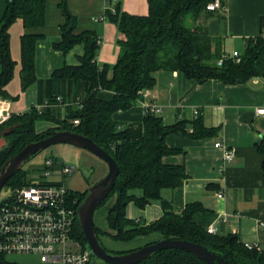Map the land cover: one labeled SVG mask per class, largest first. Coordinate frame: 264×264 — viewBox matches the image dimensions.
<instances>
[{
	"label": "trees",
	"instance_id": "trees-1",
	"mask_svg": "<svg viewBox=\"0 0 264 264\" xmlns=\"http://www.w3.org/2000/svg\"><path fill=\"white\" fill-rule=\"evenodd\" d=\"M46 1H6L0 20V100L9 99L6 86L13 78L15 67L10 54L9 28L18 20L26 30L43 27ZM66 1L60 0L59 3L66 23L61 27V41L53 48L67 54L74 46L83 45L84 54L77 58V65L64 66L55 70L49 79L38 80L34 74V54L42 35L23 34L21 85L23 90L32 84L37 85L38 106L21 114H11L9 120L0 125V139L6 140V145L0 149V169L27 144L47 138L54 130L75 132L91 139L114 159L118 167L115 186L99 206L115 198L106 216L113 233H104L111 240L129 242L159 235L162 240H182L201 245L227 264H264V252L247 248L235 234H209L197 220L204 212L200 203H188L180 214H175L171 203L161 196L163 190H175L188 180L183 166L163 163L164 157L178 153L167 146L166 137L183 133L199 140L212 137L215 130L206 129L201 117L191 122L179 120L166 125L159 115L145 112L141 122L125 128L113 119L115 113L134 107L144 91L154 88V75L159 71L177 72L197 83L216 80L225 85L245 84L254 78H264V39L260 34L246 39L239 62H236L230 55L223 57L221 39L210 37L206 27L197 24L202 16L209 18L214 13L206 10L214 0H148L146 16L106 12L123 39L117 42L119 55L116 63L111 68H99L96 63L97 37L94 32L74 33L75 18L68 11ZM225 1L221 0L223 5ZM219 21L224 25L225 18L222 16ZM219 60L222 61L220 65ZM100 91L111 92V98H101ZM38 122H50L55 126L39 133L36 131ZM188 125L192 130H188ZM255 151L264 171V140L255 147ZM27 183V172L22 168L5 186L14 189ZM85 195L69 192L68 199L76 209ZM152 202H159L163 210L159 220L142 224L126 217L129 203L144 209ZM95 231L99 239L103 233L96 227ZM73 237L84 247L87 245L78 220ZM0 264L14 263L8 256L0 255ZM92 264L106 263L94 259ZM140 264L205 263L184 251L164 250Z\"/></svg>",
	"mask_w": 264,
	"mask_h": 264
},
{
	"label": "crops",
	"instance_id": "crops-1",
	"mask_svg": "<svg viewBox=\"0 0 264 264\" xmlns=\"http://www.w3.org/2000/svg\"><path fill=\"white\" fill-rule=\"evenodd\" d=\"M6 1L0 0V20ZM59 3L60 0L46 1L43 27L26 30L18 20L9 28L10 54L15 67L13 78L6 86L9 99L2 103L10 115L38 106L37 85L32 84L25 90L21 85V37L24 33L42 35L34 54V74L38 80L49 79L55 70L64 66L77 65V58L84 54L83 45L74 46L67 54L53 48L61 41V27L66 23ZM66 6L75 18L74 33H95L99 44L96 55L99 68H111L116 63L119 55L117 42L123 39L106 12L114 14L118 11L136 16L148 14V0H67ZM222 16L225 18L224 25L219 21ZM262 19L264 0H226L223 9L212 13L209 18L202 16L197 24L205 26L210 37L221 39V47L224 48L227 42L239 40L245 46L246 39L260 34ZM154 76L156 81L152 90L143 93L131 109L113 115L122 128L141 122L145 114L143 106L154 105L161 109L159 116L166 125H173L179 120L191 122L201 117L206 129L215 130L212 137L199 140L183 133L166 137L167 146L178 153L164 157L163 163L183 166L188 180L180 188L163 190L162 198L171 203L175 214H180L188 203H200L204 212L197 220L202 225L214 227L219 236L235 234L243 244L256 245L264 252V226L260 225L264 223V171L260 156L255 151V147L264 140V119L256 115V110L264 108V78H254L245 84L225 85L216 80L197 83L177 72L159 71ZM99 96L110 99L112 93L100 91ZM250 112L255 114L252 127L239 121L243 114ZM61 114L64 115V109ZM45 123L43 129L37 132L55 126ZM188 130H192L190 125ZM216 144L221 147L217 148ZM223 148L234 151L231 163L224 162ZM107 171L101 176H105ZM219 192L223 193L222 199L217 198ZM108 202L105 204L107 227L106 216L115 198ZM162 215L159 202H152L144 209H138L133 203L126 207V217L142 224L153 223ZM160 240L162 237L159 235L129 242L108 240L105 248L110 252L124 253ZM119 247L121 249H117Z\"/></svg>",
	"mask_w": 264,
	"mask_h": 264
},
{
	"label": "built area",
	"instance_id": "built-area-1",
	"mask_svg": "<svg viewBox=\"0 0 264 264\" xmlns=\"http://www.w3.org/2000/svg\"><path fill=\"white\" fill-rule=\"evenodd\" d=\"M221 0H214L206 6L209 12L223 9ZM260 36L264 39V23ZM239 62V53L230 54ZM223 57H227L224 54ZM221 60L218 64H221ZM0 100V125L9 120L10 114ZM144 111L159 115L161 109L144 105ZM197 114V112H195ZM264 119V108L256 110ZM216 147H221L216 144ZM224 149V162L231 163L234 151ZM75 168L47 161L44 172L28 179L24 186L12 190V195L0 203V255L32 256L43 264H92L95 256L73 237L74 225L78 220L77 208L68 199L69 191L57 179L73 173ZM217 198L222 199L219 192ZM264 226V223L260 224ZM209 234H216L214 227L207 228ZM247 248L260 250L256 245L245 244Z\"/></svg>",
	"mask_w": 264,
	"mask_h": 264
},
{
	"label": "water",
	"instance_id": "water-1",
	"mask_svg": "<svg viewBox=\"0 0 264 264\" xmlns=\"http://www.w3.org/2000/svg\"><path fill=\"white\" fill-rule=\"evenodd\" d=\"M254 117L255 114L252 112L245 113L240 117L239 121L252 127ZM58 144H67L77 149L85 150L104 162L107 166L108 171L105 177L87 190L85 198L77 208L79 226L87 241L88 247L99 261L106 264H140L158 252L164 250H180L196 256L205 264H216V262L227 264L226 261L211 253L203 246L182 240H160L126 254H113L108 252L99 242L96 234L94 213L100 204L109 197L115 186L119 170L114 159L102 148L88 137L72 131L54 130L47 138L27 144L16 155L7 160L0 169V191L6 185L7 181L21 170L30 159L46 148ZM5 145L6 140L1 138L0 149Z\"/></svg>",
	"mask_w": 264,
	"mask_h": 264
},
{
	"label": "rangeland",
	"instance_id": "rangeland-1",
	"mask_svg": "<svg viewBox=\"0 0 264 264\" xmlns=\"http://www.w3.org/2000/svg\"><path fill=\"white\" fill-rule=\"evenodd\" d=\"M234 50L237 51L239 54L243 52L244 44L242 40L236 42H227L221 51L229 55L232 54ZM45 124L47 123L38 122L36 124V131H40L41 129H43ZM50 160L60 165H68L73 166L75 168L71 175L57 178L64 185L65 189H67L71 193L86 194L87 190L92 185L99 182L105 177L101 176V174L107 170L106 164L95 156H93L92 154H90L89 152L82 149H77L71 145L58 144L46 148L45 150L34 156L32 159H30L24 165L23 169L27 172V179L42 174L44 172V166L46 162ZM11 195V188L8 186H4L0 191V203ZM106 205L98 208L94 213V226L103 233L100 235L99 239L104 247L108 245V240L112 241L108 235L104 234L110 233L105 222ZM117 249H121V247ZM129 252L118 254H126ZM8 258L9 261L11 260L10 262L14 264H43L40 263L37 258L32 256H11V258ZM95 259L99 261L97 258Z\"/></svg>",
	"mask_w": 264,
	"mask_h": 264
}]
</instances>
